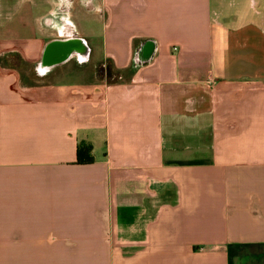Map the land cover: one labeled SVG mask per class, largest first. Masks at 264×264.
I'll return each mask as SVG.
<instances>
[{
  "label": "crops",
  "instance_id": "obj_1",
  "mask_svg": "<svg viewBox=\"0 0 264 264\" xmlns=\"http://www.w3.org/2000/svg\"><path fill=\"white\" fill-rule=\"evenodd\" d=\"M20 1L0 2V264H264V0ZM67 35L88 61L39 72ZM96 50L116 77L85 75Z\"/></svg>",
  "mask_w": 264,
  "mask_h": 264
},
{
  "label": "flooded vegetation",
  "instance_id": "obj_2",
  "mask_svg": "<svg viewBox=\"0 0 264 264\" xmlns=\"http://www.w3.org/2000/svg\"><path fill=\"white\" fill-rule=\"evenodd\" d=\"M86 1L87 4H91L92 5V0H84ZM59 2H63L61 3V5L58 6V14L59 16H63V17H69V15H71L73 12L71 11L72 10V5H73V0H59ZM69 35L72 37L70 31H69ZM67 35L68 37H64V39H59V40H56L54 41V44L56 46H59V45H62L64 46L65 43H70V42H75V40H72L71 37ZM84 47V46H83ZM64 52V53H63ZM57 53L53 59V57H48L46 58L45 57V54H44V58H43V61L41 63V65H39V69L38 71L39 72H44L45 70H48L49 67L52 65H60L62 64L63 62H65V60L70 56L72 55V52L70 50H63V51H60V50H57ZM87 55V51L86 49H83L82 52H79L77 54L78 56V59L79 61L83 64L84 62H87L88 61V58L86 57ZM94 75L96 76V78H112V77H116L115 76V71L111 65V63L109 61L107 62H99V63H95L94 64Z\"/></svg>",
  "mask_w": 264,
  "mask_h": 264
},
{
  "label": "rangeland",
  "instance_id": "obj_3",
  "mask_svg": "<svg viewBox=\"0 0 264 264\" xmlns=\"http://www.w3.org/2000/svg\"><path fill=\"white\" fill-rule=\"evenodd\" d=\"M4 1L5 0H0V2H2V3ZM20 2H21L20 0H7V2L6 1L4 2L3 5L6 8V9L3 10V12L5 11L4 12L5 18L10 19L12 17V19H14L15 8L17 7L18 4H20ZM5 22H7V21L5 20ZM84 26L85 27L89 26L90 30L92 29V31L94 32L93 33L94 38L92 39V42L96 43V46L94 47V50H95L96 48H98L97 45H99V41L101 40L100 38L102 36V25L97 20V18L93 17L92 20H90L89 23L87 25H84ZM89 27H87V28H89ZM97 52L98 51L96 50L94 56L91 59V65H92L91 68L92 69L87 70L86 67H88V65H89L88 63H87L88 65L86 67H83L85 75H91L92 78H96V76L93 74L94 73V68L93 67H94V64L96 63V60H98L97 59L98 58ZM6 62H7L8 65L17 68L20 71H23V70L26 71V69H27L24 65L20 64V61L16 57L14 59H12L11 61L8 59ZM67 69H68V67H67ZM43 82L48 83L49 81L48 80H43ZM0 260H1V253H0Z\"/></svg>",
  "mask_w": 264,
  "mask_h": 264
},
{
  "label": "water",
  "instance_id": "obj_4",
  "mask_svg": "<svg viewBox=\"0 0 264 264\" xmlns=\"http://www.w3.org/2000/svg\"><path fill=\"white\" fill-rule=\"evenodd\" d=\"M67 49L70 50L71 52L77 51L79 53L83 51L84 47L82 45V42L80 41L70 42L69 44L65 43L64 46L62 45L56 46L54 43H52L45 49V57L46 58L51 57V56L53 57L56 54H58L57 50L63 51Z\"/></svg>",
  "mask_w": 264,
  "mask_h": 264
},
{
  "label": "trees",
  "instance_id": "obj_5",
  "mask_svg": "<svg viewBox=\"0 0 264 264\" xmlns=\"http://www.w3.org/2000/svg\"><path fill=\"white\" fill-rule=\"evenodd\" d=\"M91 146L89 144H81L77 150V162L80 164H90L93 162L91 156Z\"/></svg>",
  "mask_w": 264,
  "mask_h": 264
}]
</instances>
